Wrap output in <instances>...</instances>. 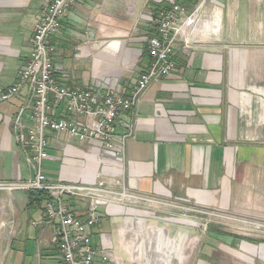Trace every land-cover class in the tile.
Segmentation results:
<instances>
[{"label": "crops", "instance_id": "0c3cea01", "mask_svg": "<svg viewBox=\"0 0 264 264\" xmlns=\"http://www.w3.org/2000/svg\"><path fill=\"white\" fill-rule=\"evenodd\" d=\"M164 2L170 4L77 0L52 38L59 49L55 61L63 69L62 84L93 87L110 81L128 93L152 62V4ZM184 5L192 14L191 3ZM40 11L41 0H0V95L30 58ZM172 58L175 73L153 83L117 128L118 140L128 125L133 132L126 144L127 187L172 203L161 206L166 212L194 204L216 212L264 215V0H213L198 23L177 38ZM19 105L0 104V184L25 183L33 176L12 132ZM50 142L43 172L53 183L96 175L106 163L101 158H109L105 152L90 155L86 144L66 134L50 136ZM29 202V192L0 187V264H59L54 227L45 223L43 206L31 209ZM74 205L85 212V204ZM149 210L145 203L101 208L96 245L130 264L140 254L129 242L132 230L160 221L167 229L160 246L169 258V232L190 223L171 215L157 218Z\"/></svg>", "mask_w": 264, "mask_h": 264}, {"label": "built area", "instance_id": "2783aa9c", "mask_svg": "<svg viewBox=\"0 0 264 264\" xmlns=\"http://www.w3.org/2000/svg\"><path fill=\"white\" fill-rule=\"evenodd\" d=\"M76 1L41 0V11L33 24L30 58L16 82L0 95V104L20 101L12 120V132L33 172L25 183L0 187L46 195L43 213L45 223L55 230L53 243L61 255L59 264H121L111 251L100 248L93 240L101 221V208L173 204L134 193L127 187L126 144L133 132L128 125L127 132L118 140L117 128L123 116L140 105L153 83L175 73L172 57L177 38L187 26L198 23L213 0H191L196 2L192 14L183 3L187 0H167L171 4L169 9L150 16L148 51L152 62L131 84L128 93L110 81L93 87L62 84L63 69L55 61L59 49L52 38L61 31ZM60 134L86 144L90 155L105 152L109 158H101L106 163H102L96 175L80 176L74 182L66 178L50 182L43 166L48 159L50 136ZM74 204H85V212L80 213Z\"/></svg>", "mask_w": 264, "mask_h": 264}, {"label": "rangeland", "instance_id": "374dc122", "mask_svg": "<svg viewBox=\"0 0 264 264\" xmlns=\"http://www.w3.org/2000/svg\"><path fill=\"white\" fill-rule=\"evenodd\" d=\"M149 207V212L157 218L171 215L190 226L175 225L170 229L169 240L173 241V247H170L169 258L165 248L162 251L160 246L167 234L160 221L159 224L153 220L148 222L143 231L132 227L135 230L128 237L129 242L134 245V252L140 250V254H135L137 260L130 264H264V215L216 212L194 204L174 208L173 212H166L161 206ZM93 240L99 243L98 237ZM188 241H192L191 249ZM187 247L189 254L185 253ZM114 253L119 257L118 251ZM121 258L127 263L125 257Z\"/></svg>", "mask_w": 264, "mask_h": 264}, {"label": "trees", "instance_id": "16d2710c", "mask_svg": "<svg viewBox=\"0 0 264 264\" xmlns=\"http://www.w3.org/2000/svg\"><path fill=\"white\" fill-rule=\"evenodd\" d=\"M180 1V0H178ZM185 2H189L191 3V8H193L196 4L195 1H191V0H187V1H184L183 3L185 4ZM152 7H153V12L155 16H157V14L159 13L160 10H167L169 9L171 6L169 3L167 2H164V3H161L159 5L157 4H152ZM46 200V195L42 192H31L29 193V207L31 209H40L43 204H44V201Z\"/></svg>", "mask_w": 264, "mask_h": 264}, {"label": "bare ground", "instance_id": "6f19581e", "mask_svg": "<svg viewBox=\"0 0 264 264\" xmlns=\"http://www.w3.org/2000/svg\"><path fill=\"white\" fill-rule=\"evenodd\" d=\"M129 201V200H128Z\"/></svg>", "mask_w": 264, "mask_h": 264}]
</instances>
